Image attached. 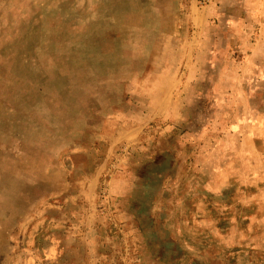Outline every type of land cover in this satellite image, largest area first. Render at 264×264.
Here are the masks:
<instances>
[{"label": "rangeland", "instance_id": "1", "mask_svg": "<svg viewBox=\"0 0 264 264\" xmlns=\"http://www.w3.org/2000/svg\"><path fill=\"white\" fill-rule=\"evenodd\" d=\"M0 264H264V0H0Z\"/></svg>", "mask_w": 264, "mask_h": 264}, {"label": "crops", "instance_id": "2", "mask_svg": "<svg viewBox=\"0 0 264 264\" xmlns=\"http://www.w3.org/2000/svg\"><path fill=\"white\" fill-rule=\"evenodd\" d=\"M165 96L166 97L164 99H162L160 102L157 103L158 104L157 105V109H156V112L154 113L155 116L158 115V114H162V113H164L165 111L168 110V107L170 105V98L167 97L166 94H165ZM136 130H138V129H136ZM138 133H139V131L134 132V134H138ZM133 137H135V135H133V136L132 135H124V138L131 139Z\"/></svg>", "mask_w": 264, "mask_h": 264}]
</instances>
